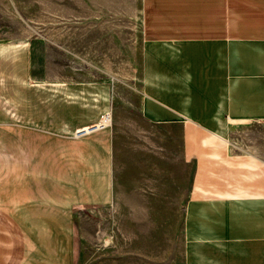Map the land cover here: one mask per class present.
<instances>
[{"label":"crops","instance_id":"1","mask_svg":"<svg viewBox=\"0 0 264 264\" xmlns=\"http://www.w3.org/2000/svg\"><path fill=\"white\" fill-rule=\"evenodd\" d=\"M141 29L137 102L0 41V264H264V0Z\"/></svg>","mask_w":264,"mask_h":264},{"label":"rangeland","instance_id":"2","mask_svg":"<svg viewBox=\"0 0 264 264\" xmlns=\"http://www.w3.org/2000/svg\"><path fill=\"white\" fill-rule=\"evenodd\" d=\"M142 40L141 0H0L1 42L33 43L50 77L107 78L121 101L139 99Z\"/></svg>","mask_w":264,"mask_h":264},{"label":"built area","instance_id":"3","mask_svg":"<svg viewBox=\"0 0 264 264\" xmlns=\"http://www.w3.org/2000/svg\"><path fill=\"white\" fill-rule=\"evenodd\" d=\"M110 123H111V121H110V116L107 115V116L103 119V122H102V123H100V124H98L97 126L92 127V128H87V129H85V130H79V131H77V132L74 134V136H75V138L82 137V136H84V135H86V134H88V133H90V132H92V131H94V130H96V129H98V128H102V127H104V126H107V125H109Z\"/></svg>","mask_w":264,"mask_h":264}]
</instances>
